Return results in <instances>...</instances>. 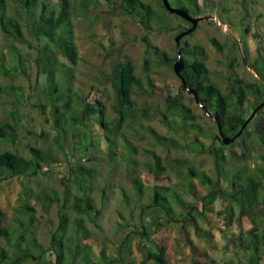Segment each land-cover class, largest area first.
I'll list each match as a JSON object with an SVG mask.
<instances>
[{
  "label": "rangeland",
  "instance_id": "1",
  "mask_svg": "<svg viewBox=\"0 0 264 264\" xmlns=\"http://www.w3.org/2000/svg\"><path fill=\"white\" fill-rule=\"evenodd\" d=\"M73 7L71 14L73 42L77 51V62L65 67L71 75V88L89 101L101 102L105 119L113 116L114 93L107 81L114 65L130 59L139 77L144 79L143 90L137 91L134 100L136 108L146 109L150 113L159 110L168 115V123L160 116L141 120V127L125 128V139L116 141L112 147L103 138V130L95 118L85 121L83 127L76 128L75 133L87 130L91 133L95 149L82 160L76 152L75 138L72 136L59 141L54 118L46 99L39 97L38 92L46 84L45 75L37 73L34 50L25 44L5 39L0 33V87H8L6 93L0 92V121H18L19 138L14 145H2V150L16 152L30 158L28 147L41 149L49 154V162L43 164L41 174L35 177L4 178L0 176V210L4 213L3 226L14 228V219L21 218L17 210L24 204L34 206L37 213L31 230L38 244L49 248L51 232L58 226V204H51L47 212L35 205V197L43 191L53 189L58 196L68 176L70 164H86L93 170L90 185L71 186L73 192L80 189L90 190L99 204L102 189L105 190L106 203L102 217L98 221L101 229L95 241L86 250L88 264H98L101 256L123 263L140 264L149 251L163 249L169 264H191L193 257L197 264H248L251 251L247 249V230L253 227L250 219L238 223L237 207L227 197H219L206 205L203 216L193 212L200 230L209 236L197 233L191 223H183L181 205L170 200L174 219L177 222L165 221L162 213L152 210L140 212L141 206L152 201L154 186L167 187L177 192L186 202L195 204L197 211H202L198 198L206 195L208 187L201 184L197 176L188 175V170L195 174L204 173L212 180L219 175L222 178L221 188L230 194V183L238 172H253L257 166H264V150L258 148L255 125L264 129V114L255 118L245 127L231 145L222 147L214 136L217 134L212 116L204 114L200 105L192 100V95L180 92V81L173 68L168 65L151 67L147 80L145 73L140 72L144 59H153L144 53L142 38L177 59L175 37L190 28L174 15H166V31L159 33L153 24L152 31H145L130 16L120 11V1L113 0V5L98 0L86 9H82L78 0H69ZM173 8L178 5L168 0ZM198 16L202 18L195 30L180 41V48L187 42L200 46L205 51L204 63L209 71L210 81L216 85L230 102L229 92L231 79L245 82H257L259 77L255 67L264 66V0H197ZM215 39L221 46L217 51L210 40ZM32 46L36 42L31 39ZM175 59V61H176ZM23 62L24 70L19 62ZM191 61V59H188ZM174 64V63H173ZM173 96L180 92L182 100L196 116L185 124L177 117L169 115L164 101L168 93ZM264 92V91H263ZM253 96L249 95L244 103L243 115L249 117L253 111ZM45 108H38V105ZM254 123V124H253ZM190 124L197 126L189 128ZM146 127L167 139L178 142V149L156 145ZM196 139L202 144L197 149ZM241 142L252 147V153L241 149ZM199 150V151H197ZM153 152L162 160L166 172L154 179L146 168L150 160L147 152ZM217 159L216 165L214 164ZM56 160L52 162V160ZM187 160V164L176 167L173 160ZM142 181V194H137L132 180ZM192 186V192L186 185ZM90 188V189H88ZM231 204L235 211L232 222L227 224L225 208ZM264 229V221L261 223ZM260 226V225H258ZM146 230V236L140 238L137 233ZM130 240L123 244L124 239ZM188 241V242H187ZM0 245L5 242L0 239ZM194 248V252L192 251ZM261 264H264V252ZM11 255V251H8ZM19 264H35L21 260ZM39 264H53L49 253Z\"/></svg>",
  "mask_w": 264,
  "mask_h": 264
},
{
  "label": "trees",
  "instance_id": "2",
  "mask_svg": "<svg viewBox=\"0 0 264 264\" xmlns=\"http://www.w3.org/2000/svg\"><path fill=\"white\" fill-rule=\"evenodd\" d=\"M94 1L98 0H78V4L82 9H86ZM100 1L109 6L114 3L113 0ZM174 1L178 5L177 8L188 15L198 16L199 5L197 0ZM120 11L130 16L145 31H152L154 29L153 24L157 25L155 29L159 33L170 27L167 25L165 17L169 13L163 7L161 0H121ZM72 12L73 7L69 0H0V33L5 39L33 48V62L37 73L46 77V84L42 92L40 90L38 94L39 97L42 96L46 99L47 105L51 109L57 130L56 137L59 141H63L69 136L75 138L76 152L78 158L82 160L86 154L95 149L89 131L83 129L75 133L76 128L83 127L88 119H96L103 130L104 140L112 147L116 146L117 140L125 139V128L141 127V123H139L141 120H149L153 116H160V121L164 123H168L169 120L168 115L159 110L150 113L146 109L136 108L134 96L137 91L143 90L144 79L138 76L130 59L116 63L107 76V81L114 93L112 117L105 119L104 107L101 102L89 101L72 90L70 70L65 67V63L60 62V60H65L69 66H74L77 62L71 22ZM188 29L185 28L183 31ZM31 39L36 42L35 47L32 46ZM142 42L145 55L153 57L151 60L145 58L140 69V72L145 73L146 80L153 66L168 65L173 67L176 58L171 59L166 52L152 45L147 36L142 38ZM210 44L217 51H221V46L215 39H211ZM180 51L184 63V69L181 72L184 85L196 91L198 101L206 109V115L211 113L217 115L222 135L226 138H232L239 132L247 119L243 115L247 97L249 95L254 97L253 111L264 102V66L255 67L259 77L257 82L249 83L232 78L229 92L231 100L228 102L227 96L222 94L219 88L210 81L209 71L204 63V49L185 42ZM19 65L24 70L23 62L20 61ZM0 68H3L1 60ZM7 91L8 87H0L1 94ZM179 91L187 92L181 81ZM180 92L174 96L169 92L164 104L169 115L177 116L186 126L188 122L195 120L196 116L191 113V110L182 100ZM192 100L195 101L193 96ZM38 108L43 109L45 105L39 104ZM263 114L264 106L255 112L254 123ZM215 125L217 134L214 138L224 147L217 124L215 123ZM188 127L197 129L194 124H190ZM146 129L156 145L178 149L179 144L175 140L160 136L150 127H146ZM18 130V121L15 117L13 121H0V176L4 178L35 177L41 174L43 164L49 162V154L35 147H28L30 158L22 157L16 152L2 150V145H14L17 142ZM255 133L258 138V148L264 150V129L255 125ZM195 144L200 150L202 144L198 139H196ZM241 146L242 151L252 153V147L242 142ZM147 155H149L150 160L146 162V168L154 179H159L166 172V168L162 166L161 158L155 153L149 151ZM260 158L264 159V156ZM55 161L52 160V162ZM187 163V160H173L176 167L185 166ZM216 163L217 159L215 158L214 164L216 165ZM92 174L93 170L86 164L80 162L70 164L66 182L63 183V190L59 196L55 190L48 189V191H43L38 197H35L36 207L38 206L43 212H47L51 204L59 205L58 226L51 232L48 249H44L37 243L31 230L35 220L34 215L37 213L34 206L24 204L17 210L21 218L14 219L16 226L12 229L3 226L5 216L0 210V239L5 242V247L0 245V264H19L21 260L39 264L46 253L50 254L53 264H88L86 250L101 232L98 221L102 217L106 203L105 190H101V199L97 204L90 188L88 191L80 189L78 192H73L71 186L90 185L89 179ZM188 175L197 176L201 184L208 187L206 195L196 197L202 204V211H197L195 204L184 202L177 192H171L167 187L154 186L152 202L146 206H141L140 212L147 213V211L152 210L154 213H162L165 221L175 223L177 220L174 219L170 200L176 201L184 209L182 222L184 224L186 222L191 223L197 233L209 236L208 232L198 228L193 212L196 211L198 216H203L207 204L213 203L219 197H227L237 207L238 223L245 218L250 219L253 223V227L246 231L245 247L252 253L248 264H261L262 253L264 252V229L261 228L260 224L264 221V166H257L253 172H238L230 183V194L222 190V178L219 175L216 180H212L204 173L195 174L192 170H188ZM132 183L136 193L142 194V181L139 178H134ZM186 188L189 189L190 193L192 192L193 188L190 184L186 185ZM225 214V219L229 224L235 216L231 204L225 208ZM137 234L140 238H144L146 236L145 228ZM129 240L130 238L126 237L123 244ZM8 251H11V255H8ZM192 251L194 252V248ZM119 262L118 260L107 259L104 255L96 260L98 264H118ZM120 264L126 263L121 262ZM127 264L134 263L129 262ZM140 264L169 263L165 258L164 250L159 249L149 251ZM191 264H197L193 257Z\"/></svg>",
  "mask_w": 264,
  "mask_h": 264
},
{
  "label": "water",
  "instance_id": "3",
  "mask_svg": "<svg viewBox=\"0 0 264 264\" xmlns=\"http://www.w3.org/2000/svg\"><path fill=\"white\" fill-rule=\"evenodd\" d=\"M162 4H163V7L165 8V10L169 13V14H173V15H176L178 16L179 18L183 19L184 21H186L187 23H189L191 25V27L184 31V32H181L180 34H178L176 37H175V44L177 46V59L176 61L174 62L173 64V71L175 73V75L178 77V79L183 83V87L184 89L190 93L194 98H195V101L200 105V107L203 109L204 113L206 114V109L204 107V105L202 103H200L197 99V94H196V91L186 85H184V79L181 75V72L183 71L184 69V63H183V60L181 58V51H180V41L187 35L191 34L197 24L202 20V18H194L190 15H188L186 12H184L183 10L179 9V8H173L168 0H161ZM264 106V102H262L254 111H252V113L250 114V116L245 120L244 124L242 125L241 129L239 130V132L234 135L232 138H226L222 135L221 133V128H220V125L218 124V117L216 114L210 116V118H213L214 122L217 124V129H218V133L221 137V140H222V143L227 146L231 143H233L243 132V130L245 129V127L252 121L254 115H255V112L259 109H261L262 107Z\"/></svg>",
  "mask_w": 264,
  "mask_h": 264
}]
</instances>
